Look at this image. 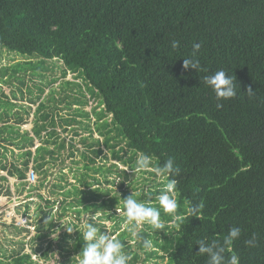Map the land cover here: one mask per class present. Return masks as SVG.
Instances as JSON below:
<instances>
[{
    "label": "trees",
    "instance_id": "obj_1",
    "mask_svg": "<svg viewBox=\"0 0 264 264\" xmlns=\"http://www.w3.org/2000/svg\"><path fill=\"white\" fill-rule=\"evenodd\" d=\"M173 41L179 46L173 48ZM194 44L200 45L195 55ZM0 45L38 55L42 62L58 59L64 66L63 77L71 71L82 78L90 98L98 97L102 106L99 111L79 107L74 111L88 120L89 113L96 115V130L106 134L102 141L95 139L94 154L110 147L112 156L131 169L140 154L151 158L153 168L169 158L178 166V175L169 177L177 181L176 212L165 214L160 209L165 228L153 230L144 224L134 238L140 250H147L145 260L166 256L167 264H208L207 255L197 254V241H216L223 246L229 230L239 227L241 235L231 251L224 253L225 260L235 254L239 264H264V0H0ZM183 59L198 60L199 70H185ZM218 70L234 77L237 92L222 102V109L216 108L215 94L204 83L205 76ZM249 87L255 91L252 97L247 94ZM13 107L0 100V169L24 186L34 138L40 140L33 156L36 160L39 155L40 160L34 166L42 169L48 160L46 154L53 158L47 144L55 134L54 127L49 128L55 119L47 112V105L38 102L32 136L20 130L24 119L20 113H12ZM108 115L110 121L103 119L98 125V120ZM75 119L62 122L69 124ZM110 125L130 151L128 160L114 150L113 137L108 136L113 128ZM83 129L92 133L89 122ZM42 132L48 138L42 139ZM85 157L94 162L93 157ZM93 169L102 170V166ZM119 174L127 176L125 170ZM1 180L7 178L0 175ZM166 183L167 179L160 184ZM53 186L61 191V200L37 193L48 209V227L53 225L51 211L56 201L61 209L58 217H62L70 208L78 214L80 207L98 211V205L88 203L89 199H104L109 193L96 187L98 194L90 196L86 187L75 186L70 191L64 184ZM6 190L9 192L8 187ZM72 193L77 195L66 202ZM125 193V197L130 195ZM145 194L139 191L134 198L144 200ZM151 200L156 197L148 196L147 202ZM200 202L204 207L197 218L191 209ZM23 204V214L27 215L30 202ZM104 205L100 202L101 208ZM177 216L182 219L177 220ZM10 226L19 232L29 231L14 223ZM34 228L31 239L49 234L41 231L40 224ZM253 236L257 246L247 247L245 241ZM143 239L151 240L153 247L145 249ZM119 241L122 251L130 249L126 240ZM20 244L10 255L1 253L0 264H41L32 258L36 251H25L22 240ZM83 244L79 233L75 250L81 251ZM128 255V264L137 262V252Z\"/></svg>",
    "mask_w": 264,
    "mask_h": 264
},
{
    "label": "rangeland",
    "instance_id": "obj_2",
    "mask_svg": "<svg viewBox=\"0 0 264 264\" xmlns=\"http://www.w3.org/2000/svg\"><path fill=\"white\" fill-rule=\"evenodd\" d=\"M41 59L38 55L21 54L0 45V100L3 105L8 107L15 105L12 113H20L26 119V124L22 126L26 129L33 126L34 118L38 117V114L33 113L38 102L45 103L48 107L47 112L53 115L55 119L53 126L49 125V128L54 127L55 134L49 137L51 142L47 144L48 149L53 151V158L46 154L48 160L42 169L34 168L37 176L36 189H31V191L40 193L44 197L61 200L62 196L59 195L61 191L53 186L60 183L64 184L65 189L70 191L71 189L74 190L75 186L82 189L86 187V194L90 196L98 194L99 189H96V187L102 188L103 191L107 189L109 193L107 196L104 194V197H106L104 199L103 197L89 199L88 203L98 205L97 208L99 210L95 212H90L93 207L86 209L80 207L81 212L78 214L74 208H70L64 216L58 217L57 213L61 209L56 204L51 211V215H55V217L52 216V227L47 225L48 209L43 206L38 196L35 195V200L31 201L32 204L27 215L23 214L24 204L21 203V199L16 198V203L14 202L15 212L10 211V214L0 213V254L10 255L18 251L22 240L25 242L23 245L24 250L36 251L32 258L41 264H78L79 257L77 255L80 253V249L75 250L74 248L77 235L79 233L82 235L83 231L86 230V224L92 222L101 232L119 238V240H126V243L130 245V249L123 250V252L126 255L127 252L131 251L139 254V258L134 264H167L166 256L163 259L149 258L145 260V251L147 250H140L138 247L136 235L134 236L130 231L132 226L127 223L123 207V199L127 198L125 197L127 195L125 192L137 194L139 191H143L147 193L145 195L156 197L160 194L156 190L164 188L161 184L165 179L157 177L154 172L147 170L134 173L135 168L131 169L128 164L123 163L118 157L112 156L113 149L110 147L101 146L102 152L94 154L92 150L96 149V145L93 144L95 139L102 141L106 134L102 135L96 130V115L94 117L89 113L90 119L88 120L87 116L81 113V116H77L74 111H76L77 107L87 112H91L94 108L99 111L102 108L98 103L99 98H90V91L86 88L82 78L77 77V74L68 71L63 77L61 72L64 66L60 60L43 59L42 62ZM4 67H8L7 74L4 72ZM64 81L75 83L68 84ZM40 88L43 89L42 92L39 91ZM38 95L39 98H37ZM30 100L35 101L31 102ZM85 100H87L86 104H82L81 102ZM8 101L12 104L9 105ZM23 109H27L28 112L25 113ZM70 117H75V122L69 124L62 122V119H69ZM11 118L13 120L14 117L11 115ZM103 119L109 122L110 115L98 120V125L103 122ZM88 122L92 133L83 129L84 124ZM109 127H113L108 136L113 137L110 142L115 143L114 150H118L119 157L128 160L131 156L130 151L126 148L124 141L118 136L115 127L113 125ZM41 135L42 139L48 138L44 132ZM37 140L39 139H36L35 143ZM60 143L64 144L63 148L59 146ZM84 155L93 157L94 162H88ZM137 157L136 155L135 161ZM85 164H87L88 168ZM113 164L116 165V168L112 166ZM98 166H102V170L95 171L93 168ZM121 170L126 171V177L123 176L125 173H122L123 175L119 174ZM121 181H123L122 186H120ZM17 183L19 182H14V189ZM6 184H8L9 192L6 190L4 193L7 196H11L9 179L5 182ZM39 184L40 186H37ZM19 187L20 185L16 186V189L18 190ZM1 190L2 192L4 191L3 188ZM19 194H22V191ZM76 195L75 193L69 194L65 201L72 200L73 196ZM148 196H145L144 200L139 201L148 206L160 208L157 199L147 202ZM76 199L74 201H77ZM3 201L0 206L5 205V200ZM100 202L105 203L103 208L100 207ZM37 204L41 206L37 207ZM104 209L106 213H104ZM42 216L44 217L42 218ZM19 217L26 219L25 224L29 225V227L26 225L22 227L28 229V232H19L10 226V223H15ZM37 224L42 226L43 230L41 229V231L43 233L49 232V234L41 238L31 239V236L36 232V228L33 227ZM169 224L172 225L173 221L169 222ZM143 225L137 228L136 232L144 228ZM66 227L73 228V232L71 234L67 233ZM57 228H60L58 235L59 230ZM69 240L72 241L71 244L68 243ZM48 242L50 246H48ZM128 256L130 257V255Z\"/></svg>",
    "mask_w": 264,
    "mask_h": 264
},
{
    "label": "clouds",
    "instance_id": "obj_3",
    "mask_svg": "<svg viewBox=\"0 0 264 264\" xmlns=\"http://www.w3.org/2000/svg\"><path fill=\"white\" fill-rule=\"evenodd\" d=\"M178 42L173 41L172 47H178ZM200 48L199 44L193 45V55ZM183 68L188 70L189 68L199 70L200 65L198 60L183 59ZM204 83L215 94L217 100L216 108H223V101L234 98L237 95L236 85L234 83V77L229 76L224 70H218L214 74L205 76ZM247 94L252 97L255 95V91L251 87L248 88ZM151 158L146 154H140L135 161L134 173H140L143 171H152L157 177L167 179V183L164 189L156 196L160 208L163 209L165 214L175 213L178 208L177 200L175 199V189L177 181L175 179H169L170 176L178 175L179 168L175 166L173 159L169 158L161 167H150ZM124 216L127 223L131 225L130 231L135 236L137 235L136 229L142 224L151 226L153 230H163L165 224L160 219V208L151 207L143 202L134 198L132 192L127 198L123 199ZM204 204L200 202L192 207L191 211L193 216L200 218L197 213L203 209ZM177 220L182 219L177 216ZM86 230L83 231V247L80 253L78 264H128L130 259L123 251V245L114 236H109L105 232H101L100 229L92 222L86 224ZM60 232V228H57ZM67 233L71 234L73 228L66 227ZM241 235V229L239 227H233L229 230L228 235L224 238L223 246L218 245L216 241L211 243L206 240L197 241L199 250L197 254L207 255L208 264H239V257L232 254L230 259L225 260L224 253L231 251V246L234 241L239 239ZM68 243H72L71 240ZM247 247H256L257 242L255 236L252 239L245 241ZM143 246L145 249H151L153 243L149 239H143Z\"/></svg>",
    "mask_w": 264,
    "mask_h": 264
},
{
    "label": "crops",
    "instance_id": "obj_4",
    "mask_svg": "<svg viewBox=\"0 0 264 264\" xmlns=\"http://www.w3.org/2000/svg\"><path fill=\"white\" fill-rule=\"evenodd\" d=\"M33 113H35V108H34V111H33ZM32 113V114H33ZM24 119V118H23ZM3 122H1L0 121V125L2 124ZM26 124V119H24V122L23 123H21L20 125V130L21 131H23V130H27L28 132H29V135H32L33 136V134H32V132H31V128H32V126L29 128V129H26V128H23L22 126L23 125H25ZM37 138H34V143H33V146L32 147H30L29 149L31 150V152H32V155H31V159H30V161H29V163H28V169L29 168H36L34 165H36V163L37 162H39V160H40V158H38V156L39 155H37L36 156V160L34 159L33 160V156L35 155V149H36V147L37 146H39V144H40V141L39 140H37V142L35 143V140H36ZM14 151L15 152H18L19 150H17L16 148H14ZM7 154L9 155V152L8 153H6V156H7ZM38 154V153H37ZM9 158V157H8ZM17 164L19 165L20 164V162H17ZM27 169V170H28ZM0 175L1 176H5L6 178H7V180L9 179L10 180V188H11V196H7V194H5L4 192L6 191V188L8 187V184H6L5 185V182H7V181H0V183H1V187H0V190L3 188L4 189V191L2 192V190L0 191V203H3L4 201L3 200H5V205L4 206H0V210H2V211H12V212H15V208H14V206H15V201H16V198H19V199H21V203H23V202H30V205L32 204V202L31 201H33V200H35V195L36 196H38L37 195V193H33V191H31V189H36L35 187H33V188H30V186H35V184H33V185H31V184H29L27 181H26V176H25V179L23 180L26 184L24 185V186H22L21 184H20V181L17 179V178H15V177H10V176H8L7 175V173H6V171L5 170H1L0 169ZM25 175H26V173H25ZM19 182V183H17V185H15V189H14V182ZM38 183V182H37ZM16 184V183H15ZM20 185V187L18 188V190L16 189V186H19ZM51 186V185H50ZM22 191V194H19L20 192ZM17 192V193H16ZM9 194V193H8ZM42 195V194H41ZM7 197H9V198H7ZM39 197V196H38ZM44 197V196H43ZM40 198V197H39ZM46 198V197H45ZM11 200V201H10ZM15 202V203H14ZM39 203V202H38ZM56 204H58V201H56L55 202V205ZM54 205V206H55ZM58 206L60 207V205L58 204ZM30 209V208H29ZM24 210V209H23ZM29 211V210H28ZM20 216H21V214H19ZM57 215H58V213H57ZM52 216H54L55 217V215L53 214ZM17 218V217H16ZM15 225V224H14ZM35 227V226H34ZM33 227V228H34ZM35 234V233H34Z\"/></svg>",
    "mask_w": 264,
    "mask_h": 264
},
{
    "label": "built area",
    "instance_id": "obj_5",
    "mask_svg": "<svg viewBox=\"0 0 264 264\" xmlns=\"http://www.w3.org/2000/svg\"><path fill=\"white\" fill-rule=\"evenodd\" d=\"M36 180H37V176H36L35 170L33 168H29L26 171V181L29 184L33 185V184H35ZM2 212L7 213V214H10L11 213L10 211H2V210H0V213H2ZM25 222H26V219L25 218L24 219H21L19 217L18 220L15 223L14 222L13 223L16 226H21L22 227L23 225H26L27 227H29V225L25 224Z\"/></svg>",
    "mask_w": 264,
    "mask_h": 264
}]
</instances>
